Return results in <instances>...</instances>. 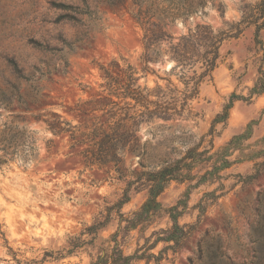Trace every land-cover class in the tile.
Wrapping results in <instances>:
<instances>
[{
  "label": "rangeland",
  "instance_id": "374dc122",
  "mask_svg": "<svg viewBox=\"0 0 264 264\" xmlns=\"http://www.w3.org/2000/svg\"><path fill=\"white\" fill-rule=\"evenodd\" d=\"M51 1L0 0V139L23 140L15 156L0 164L4 234L0 264H16L7 246L27 264H92L112 246L119 213L132 216L147 198L146 190L136 191L133 184L120 210L111 208L122 196L128 177L118 179L110 164L85 166L78 153L83 146L71 148L67 134L53 135L43 121L56 113L72 125L79 124L75 103L100 89L99 64L118 59L134 66L141 86L184 89L166 57L150 63L147 70L142 68L140 27L127 10H111L99 0H87L99 16L90 31L91 47L59 50L85 27L54 22L59 11L51 8ZM53 1L80 5L79 0ZM258 1L207 0L204 12L185 24L177 20L174 35L197 23L225 29V22L239 21L241 10L248 12ZM241 28L238 36L221 43L210 77L199 83L197 95L188 101V116L155 119L136 132L142 151L154 163L142 166L138 154H126L124 165L129 171L156 170L160 159L166 160L163 164L182 161L188 149L194 152L191 159H184L186 167L180 164L177 174L181 175L157 196L160 208L148 220L118 234L125 254L159 256L161 252L158 264H264V89L250 92L264 77V25ZM63 57L67 65L62 70ZM9 59L17 64L19 75ZM232 94L237 97L226 118L213 123ZM30 144L35 156L24 160ZM173 206L181 212L179 224L194 225L189 236L175 252L166 249L170 243L163 240L147 249L161 229L171 227ZM106 215L105 225L95 233L84 232ZM73 236H80L84 244L66 253ZM57 251L62 255L56 259L44 255L57 256ZM147 264L157 263L150 258Z\"/></svg>",
  "mask_w": 264,
  "mask_h": 264
},
{
  "label": "trees",
  "instance_id": "16d2710c",
  "mask_svg": "<svg viewBox=\"0 0 264 264\" xmlns=\"http://www.w3.org/2000/svg\"><path fill=\"white\" fill-rule=\"evenodd\" d=\"M80 5L64 2L51 1V8L59 11L54 22L66 21L73 25L85 27L80 36L73 41L64 42L59 50L66 47L68 50L86 49L91 47L90 31L97 25L99 16L96 10L90 9L87 0H79ZM109 9H125L132 16L133 20L141 29L142 52L140 61L142 68L147 70L150 63L160 62L164 57L172 61L170 71L177 69L176 74L184 84L182 91L176 87L167 85L162 88L156 85L148 88L138 84L139 76L133 65L128 62L121 63L118 59H111L107 63L99 64L100 89L88 99L75 103L74 112L78 116L79 124L72 125L67 120L61 118L59 114L51 113L50 118L43 119L46 128L53 135L67 134L70 147L83 146L78 153L82 157L85 166H103L110 164L111 169L117 174V178H127L126 188L122 196L112 205L111 208L120 210L122 205L129 200L128 189L136 184L134 189L138 191L144 188L147 198L142 203L140 210L133 212L132 216L124 218L119 213L118 228L112 234L113 244L108 251L98 254L96 261L92 264H133L136 260L145 258V264L150 258L158 264L161 259L152 253L137 252L125 254L117 239L118 234L126 233L142 221L148 218L158 209L157 196L163 191L166 184L177 179V174L181 168L180 164L184 159L193 157L194 148L188 149L183 160H175L163 164L164 159H160L156 170H128L124 165L126 154H138L139 164L142 166H153L154 161L142 151L139 144L137 131L143 123H150L155 119L172 120L176 116H188V101L198 93V85L206 77H210L211 71L217 64L219 58V47L221 43L230 37H236L242 31L241 25L253 24L256 29L264 25V0L258 1L248 12L241 10V19L235 23H228L227 28L214 30L208 24H195L187 27L185 33L174 35L173 27L177 20L183 24L200 10L205 11L207 0H99ZM222 12V10H221ZM85 17V18H84ZM64 41V40H62ZM40 48L47 49V46ZM51 49H54L52 47ZM12 70L19 75L20 70L13 59L8 60ZM62 70L67 65L65 58H61ZM264 89V77L258 78L251 93L259 94ZM20 98V95L17 94ZM236 95H230V100L221 113H218L213 123L223 121L227 116V109L231 106ZM23 144V140H12L4 137L0 139V164L6 163L15 156L18 146ZM29 154H23V159L27 160L35 156L32 144L29 146ZM156 165V164H155ZM184 167L187 163H184ZM185 195V194H184ZM180 202V201H179ZM108 208V209H111ZM201 207V212L204 210ZM180 211L177 206L169 208L172 225L170 228L161 229L157 238L147 248H152L157 241L163 240L167 244L166 249L175 252L189 236L194 225L179 224L177 221ZM109 215L98 218L84 228L88 234L95 233L104 226ZM125 221L124 226L121 222ZM0 235H4L0 231ZM4 241H6L4 239ZM84 244L80 236L70 237L66 253H71L74 249ZM11 251L16 264H27ZM57 256L44 254L56 259L62 255L57 251ZM44 260V257L41 259Z\"/></svg>",
  "mask_w": 264,
  "mask_h": 264
}]
</instances>
